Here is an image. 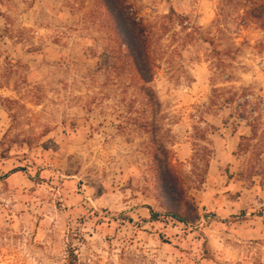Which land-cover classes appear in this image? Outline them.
<instances>
[{
	"label": "rangeland",
	"instance_id": "374dc122",
	"mask_svg": "<svg viewBox=\"0 0 264 264\" xmlns=\"http://www.w3.org/2000/svg\"><path fill=\"white\" fill-rule=\"evenodd\" d=\"M104 1L0 0V264H264V0H125L154 101ZM158 145L195 223L165 215Z\"/></svg>",
	"mask_w": 264,
	"mask_h": 264
},
{
	"label": "trees",
	"instance_id": "16d2710c",
	"mask_svg": "<svg viewBox=\"0 0 264 264\" xmlns=\"http://www.w3.org/2000/svg\"><path fill=\"white\" fill-rule=\"evenodd\" d=\"M104 3L140 79L142 92L150 101H154V92L150 84L154 81L156 65L150 52L146 26L141 18L129 11L130 6L125 4V0H112V2L106 0ZM153 158L161 193L169 204L165 215L184 225L198 221L200 219L199 207L194 197L182 187L179 176L169 159V150L163 145H158ZM159 215L150 209L152 220H157Z\"/></svg>",
	"mask_w": 264,
	"mask_h": 264
},
{
	"label": "crops",
	"instance_id": "0c3cea01",
	"mask_svg": "<svg viewBox=\"0 0 264 264\" xmlns=\"http://www.w3.org/2000/svg\"><path fill=\"white\" fill-rule=\"evenodd\" d=\"M263 66H264V61L259 62L257 67L261 68ZM235 83H239V82H237L236 80ZM259 93L262 95V97H264V91L259 90ZM238 107L240 108V106ZM261 110H264V108ZM241 112H242L241 109L237 110L236 107L232 108V133H230L229 136L225 135L226 138L221 139L223 141V146H221L222 148L217 152L216 162L210 163L208 169V174L211 175V177L213 178L212 180H217L216 178H218V181L221 178L226 179V177L221 174L222 164L235 162L236 154H234V150L239 144L240 137L248 136L249 133L251 132L249 122L252 119V117H248L246 114L244 113L242 114ZM233 181L236 180H235V176H233L232 173V178H230L228 182H225L224 185L228 191L229 190L232 191V188L237 190L236 188L238 186V181H236L237 183Z\"/></svg>",
	"mask_w": 264,
	"mask_h": 264
}]
</instances>
